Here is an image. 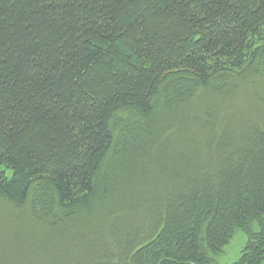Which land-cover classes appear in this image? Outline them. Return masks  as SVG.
<instances>
[{"label":"trees","instance_id":"1","mask_svg":"<svg viewBox=\"0 0 264 264\" xmlns=\"http://www.w3.org/2000/svg\"><path fill=\"white\" fill-rule=\"evenodd\" d=\"M262 83L264 0H0V264H264Z\"/></svg>","mask_w":264,"mask_h":264},{"label":"rangeland","instance_id":"2","mask_svg":"<svg viewBox=\"0 0 264 264\" xmlns=\"http://www.w3.org/2000/svg\"><path fill=\"white\" fill-rule=\"evenodd\" d=\"M245 90H248L249 92L242 93L239 97L235 98L238 100V111H235V113L242 116L244 114H255L258 112L264 116V83L255 85L252 88L246 87ZM243 244L244 239H242L241 235L238 234L235 236L233 241L224 248L223 252L217 257V264L235 263L239 259Z\"/></svg>","mask_w":264,"mask_h":264}]
</instances>
